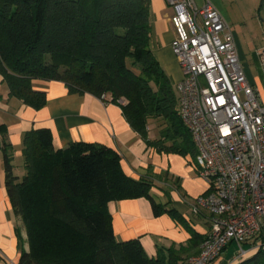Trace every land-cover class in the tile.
<instances>
[{"label": "trees", "instance_id": "1", "mask_svg": "<svg viewBox=\"0 0 264 264\" xmlns=\"http://www.w3.org/2000/svg\"><path fill=\"white\" fill-rule=\"evenodd\" d=\"M150 0H0V75L8 95L40 109L34 81H60L120 106L130 127L159 152L196 148L179 116L178 93L149 48ZM122 100V102H120ZM151 121L157 138L148 137ZM3 125L0 134L4 135ZM5 189L25 229L18 264H184L204 238L159 248L148 257L136 241L118 242L106 210L111 200L147 197L156 214L183 223L154 202L146 179L134 180L117 152L87 143L55 150L49 129L23 134L25 173L13 174L11 145L2 141ZM20 236V227H16ZM21 239V238H20ZM236 264H264V248Z\"/></svg>", "mask_w": 264, "mask_h": 264}, {"label": "crops", "instance_id": "2", "mask_svg": "<svg viewBox=\"0 0 264 264\" xmlns=\"http://www.w3.org/2000/svg\"><path fill=\"white\" fill-rule=\"evenodd\" d=\"M194 3L198 7L210 3L227 21L244 74L256 89L259 101L264 103V69L259 57L264 49V20L258 18L264 14V0H194ZM172 15L173 9L166 0H150L149 48L176 85L181 71L171 49L175 36ZM32 87L45 93L46 103L40 109L9 96L0 75V125L5 132L0 134V264H18L21 249H28L22 231L20 236L16 233V227H21L20 219L13 212L5 189L2 141L11 145L12 171L21 178L25 173L23 134L32 129H49L55 150L74 143L114 150L120 156L125 174L134 180L150 181L149 194L154 202L175 209L183 220L181 223L166 212L156 214L150 199L144 196L111 200L106 210L118 242L136 241L152 258L159 248L186 244L191 232L201 239L205 237L210 229L207 213L195 214L191 210V200L208 190L207 182L197 175L194 157L159 152L148 146L115 103L102 101L90 93H69L62 82L55 80L34 81ZM150 125L153 127L148 129V137L155 139L157 127L153 121ZM236 248L235 244H230L209 264H236L256 251L247 248L244 257L236 259Z\"/></svg>", "mask_w": 264, "mask_h": 264}, {"label": "built area", "instance_id": "3", "mask_svg": "<svg viewBox=\"0 0 264 264\" xmlns=\"http://www.w3.org/2000/svg\"><path fill=\"white\" fill-rule=\"evenodd\" d=\"M166 2L173 9L171 49L181 71L179 116L196 148L197 175L208 184L191 200V210L206 212L210 229L184 264H209L232 243L240 259L247 248H264V103L218 10L194 0ZM259 57L264 69V49Z\"/></svg>", "mask_w": 264, "mask_h": 264}, {"label": "rangeland", "instance_id": "4", "mask_svg": "<svg viewBox=\"0 0 264 264\" xmlns=\"http://www.w3.org/2000/svg\"><path fill=\"white\" fill-rule=\"evenodd\" d=\"M258 18L262 21V20H264V14H260L259 16H258ZM170 80H171V83H172V85L174 86V88H175V83H174V80H173V78H170ZM152 125H150L149 126V129H152ZM20 232L22 231V234L25 236V240L27 241V239H26V233H25V229H24V227H23V225H22V222H21V220H20Z\"/></svg>", "mask_w": 264, "mask_h": 264}]
</instances>
